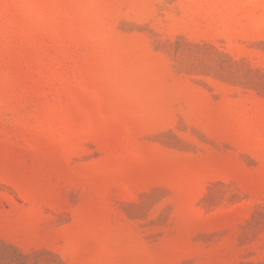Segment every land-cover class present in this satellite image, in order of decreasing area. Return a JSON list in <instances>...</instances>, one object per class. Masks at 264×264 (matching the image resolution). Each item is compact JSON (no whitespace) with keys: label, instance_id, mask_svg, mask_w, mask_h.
<instances>
[{"label":"rangeland","instance_id":"374dc122","mask_svg":"<svg viewBox=\"0 0 264 264\" xmlns=\"http://www.w3.org/2000/svg\"><path fill=\"white\" fill-rule=\"evenodd\" d=\"M0 264H264V0H0Z\"/></svg>","mask_w":264,"mask_h":264}]
</instances>
